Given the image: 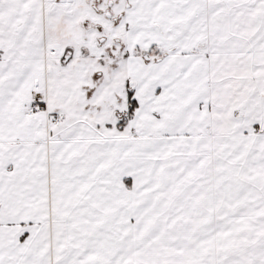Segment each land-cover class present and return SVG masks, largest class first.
Returning <instances> with one entry per match:
<instances>
[{"label":"snow or ice","instance_id":"1","mask_svg":"<svg viewBox=\"0 0 264 264\" xmlns=\"http://www.w3.org/2000/svg\"><path fill=\"white\" fill-rule=\"evenodd\" d=\"M0 264H264V0H0Z\"/></svg>","mask_w":264,"mask_h":264}]
</instances>
